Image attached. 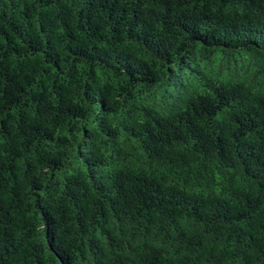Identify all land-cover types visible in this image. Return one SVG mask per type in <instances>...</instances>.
I'll return each mask as SVG.
<instances>
[{
    "label": "trees",
    "instance_id": "1",
    "mask_svg": "<svg viewBox=\"0 0 264 264\" xmlns=\"http://www.w3.org/2000/svg\"><path fill=\"white\" fill-rule=\"evenodd\" d=\"M0 264H264V0H0Z\"/></svg>",
    "mask_w": 264,
    "mask_h": 264
}]
</instances>
